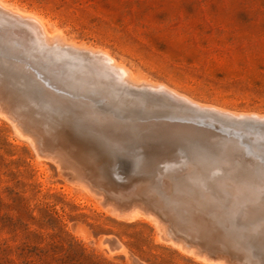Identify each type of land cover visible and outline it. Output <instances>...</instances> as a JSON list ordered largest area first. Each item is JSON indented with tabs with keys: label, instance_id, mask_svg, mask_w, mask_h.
I'll use <instances>...</instances> for the list:
<instances>
[{
	"label": "rangeland",
	"instance_id": "obj_1",
	"mask_svg": "<svg viewBox=\"0 0 264 264\" xmlns=\"http://www.w3.org/2000/svg\"><path fill=\"white\" fill-rule=\"evenodd\" d=\"M4 1L36 12L68 41L107 50L140 78L166 84L202 104L264 114V0ZM60 58L61 63L75 64L71 56ZM14 60L18 67L27 61L21 56ZM3 65L0 62V79L6 81L13 102L44 128L46 137L58 139L77 157V145L90 144L97 153L89 159L91 163L95 159L89 164L93 173L83 174L90 186L83 188L50 149L38 144L34 150L0 115V264H32L20 249L32 246L50 264H57L53 258L63 255L70 242L72 250L83 246L100 264H210L158 239L152 220L118 216L103 186L91 177L102 180L127 160L136 168L168 172L192 167L191 177L203 174L215 189L224 178L230 179L229 174L235 175L230 186L240 183L238 173L264 177V146L183 131L175 127L176 118L182 117L144 109L150 105L110 106L102 98L75 99L43 72L44 67L33 65V77L31 70H8ZM76 77L78 88L85 87ZM78 88L69 90L77 98ZM155 104L163 109L179 106L163 100ZM165 213L177 216L170 208ZM161 222L172 234L170 224ZM110 236L122 244L121 249L109 252L100 245L102 237ZM251 245L257 253L259 247L248 241L247 247ZM259 259L264 264V252L259 251Z\"/></svg>",
	"mask_w": 264,
	"mask_h": 264
},
{
	"label": "bare ground",
	"instance_id": "obj_2",
	"mask_svg": "<svg viewBox=\"0 0 264 264\" xmlns=\"http://www.w3.org/2000/svg\"><path fill=\"white\" fill-rule=\"evenodd\" d=\"M45 53H49L50 56L45 55ZM60 55L73 57L75 59V64L68 65L64 61L63 63H61ZM17 56H21L27 59V61L22 63V67L15 66L13 64V62H15L14 59ZM0 62H3L5 68L7 66L8 70H14L17 68L23 69L21 71H24V69L31 70V75H33L32 71L35 68L33 65L41 68L44 67L43 72L47 75L53 76L55 80L61 83L66 89L67 96H72L75 99H89L91 101L98 102L99 98H102V102L110 106L116 104L128 106H130L131 104L136 106L150 105L147 106V108H145L144 106V109H150V111L152 109H161V111L163 112H158L175 114L176 117L187 119L192 116L191 113L184 110V108H188L189 110L202 112L203 116L206 119L215 121L219 125V119L228 122L239 119L264 120V114L240 113L229 111L213 105L202 104L200 102L192 100L185 94H182L177 90L170 88L166 84L155 83L151 80L148 81L143 77H141V79L140 77L134 75L131 69L125 66L121 61L115 59L107 50L101 48H93L91 46L68 41L64 38V35L59 28H49L47 21H45L44 18L36 12L20 9L19 7L11 3H7L4 0H0ZM1 70L3 71V69ZM19 73L16 72V74ZM28 75L29 74H27V76ZM75 76H77L76 80L81 82L85 87L81 88V86H79L80 88H78V82L74 80ZM22 78V80L24 81V77ZM41 78H43L45 82H42L41 80L40 82L44 83L45 86L47 80L45 77L41 76ZM77 78H79L80 80ZM36 83L37 82H35V84ZM77 88L79 90V98L75 97L69 91L71 89L77 90ZM47 89L50 88L47 87ZM164 99L178 104L179 106H174L172 108L170 107L168 109L164 107L165 109H163L162 106H157L155 104L159 100L164 101ZM13 100L15 101L9 91V88L6 86V81L0 79V101H2V106L5 107H2L0 104V115L12 122L15 131L19 134V136L21 135V137L23 136L27 138V141H29V143L33 146L34 150L38 149V144H43L46 149L51 150V152L53 153L52 155H54L53 157L57 158V160L64 167L70 169L73 172L72 176L78 180V183L80 182L79 185L81 187L87 188L88 186H90L89 183H86V181H90L88 179L85 181L83 174L93 173L94 167H92L91 165L93 164L95 159L92 163L89 159L92 154L97 153L96 150H94L89 143V145L85 144L84 147L77 145V153L80 157H77L74 154L72 155L67 149L65 150V148L59 144L58 139L53 140L49 137H46L48 134L45 136L44 132L46 131H44V128L40 125L39 127L34 122L35 119L33 117L29 116L27 113H25V111L19 109V102L15 104ZM6 106H9L11 111H8L9 108H7L6 110ZM146 111L148 112V110ZM114 113L116 114V112ZM139 114L140 113H138V116H140ZM15 117H17L16 120L19 119L21 123H19L18 121L15 122ZM131 118L132 115L130 119ZM22 123H24V125H22ZM55 137L57 138V136ZM55 145L59 146L56 147ZM190 152H193V150H190ZM41 155L42 156L40 157L47 158V155ZM103 156L105 157L106 155ZM94 157L95 155L93 156V158ZM90 163L91 165H89ZM226 165L228 166L229 164ZM189 169L187 167L185 168L184 166L178 167L176 169H171L170 173H172V175H169L170 173H167L168 175L163 176L161 179L163 186H165V188H169L171 185V181L176 178L178 179L179 177L185 178L186 181L189 179L190 182L192 178V189L198 192V194L202 196V198L208 201L206 203L207 208L213 209L215 211L214 215L218 216V211L220 210L219 208L222 204L211 201L212 197L210 195L211 188L208 185L209 181L207 183V179H204L203 174L202 176L199 175L198 172L200 171H197L198 174H193L195 176L191 177L192 174H189ZM194 169H196V167ZM228 176L230 177V179L224 178L221 181L222 184L216 185V187L217 191L227 195L229 197V200H235L239 203H244L241 208V215L243 216L244 220L247 221V226L240 230L239 234L243 239L241 244V251L243 252L242 255L246 257V261H242L240 259H230L227 255L224 254L211 255L206 251L201 250L197 246L185 243L183 240L174 237L170 232L167 233V228L165 229L164 227L166 224H162V219L160 218V220L158 218L159 216H156L154 212L147 210L145 207L140 206L138 203H133L129 207H121L117 203H114V205H112L111 203L110 205L113 207L112 209L114 210V212L116 211V214L120 217L135 219L137 217L143 216L147 219L152 220L156 226L157 236L159 234L158 239L193 255L194 258L196 257V259H200L201 262L205 261L206 263L208 262L210 264H262L259 259V251L261 253L264 252V177L261 176L257 179H254L252 177V179L249 172H245L243 174L238 173L236 177L240 183L236 185L231 184L230 186V182L235 181L233 180V176L235 175L229 174ZM82 177L84 178V181L82 180ZM140 190H142L144 193L149 192L145 185H141ZM254 223H258L259 227L255 231L249 230L248 227ZM248 241H254L255 244L259 247L257 253H255L253 245H251V247H247ZM100 245L104 246V248H106V250L109 252H113L122 248V244L112 236L102 237L100 239Z\"/></svg>",
	"mask_w": 264,
	"mask_h": 264
},
{
	"label": "water",
	"instance_id": "obj_3",
	"mask_svg": "<svg viewBox=\"0 0 264 264\" xmlns=\"http://www.w3.org/2000/svg\"><path fill=\"white\" fill-rule=\"evenodd\" d=\"M184 110L192 116L175 120V127L183 131L222 141L245 140L254 147L264 146V120L239 119L228 122L219 119V125L206 119L202 112L188 108ZM145 168L133 167L129 161L122 160L120 166L111 170L104 179L91 178L98 187L103 186L102 190L112 204L129 207L138 203L169 223L172 235L185 243L211 255L224 254L234 260L244 258L241 251L243 239L239 234L247 226V221L241 215L243 202L229 200L227 195L217 191V187L210 189L211 201L222 204L218 216L214 215L215 211L206 206L208 201L192 189L189 179L176 178L169 188H165L161 179L170 172L158 167ZM140 184L145 185L149 192L140 190ZM169 208L178 217L167 215L165 212ZM258 227V223H254L248 228L255 231Z\"/></svg>",
	"mask_w": 264,
	"mask_h": 264
},
{
	"label": "trees",
	"instance_id": "obj_4",
	"mask_svg": "<svg viewBox=\"0 0 264 264\" xmlns=\"http://www.w3.org/2000/svg\"><path fill=\"white\" fill-rule=\"evenodd\" d=\"M68 245L63 255L53 258L57 264H100L99 261L93 259V254L85 253V248L83 246H79V250L74 251L72 250L73 244L70 242ZM20 249L29 257L27 261L32 262V264H38V262L44 264L51 263V261L43 257V252L38 250L36 246L20 247Z\"/></svg>",
	"mask_w": 264,
	"mask_h": 264
}]
</instances>
